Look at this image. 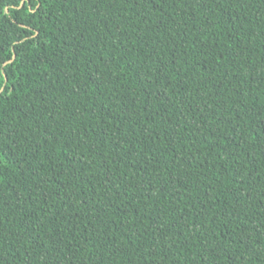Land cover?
<instances>
[{"label": "trees", "instance_id": "obj_1", "mask_svg": "<svg viewBox=\"0 0 264 264\" xmlns=\"http://www.w3.org/2000/svg\"><path fill=\"white\" fill-rule=\"evenodd\" d=\"M0 264H264V0H0Z\"/></svg>", "mask_w": 264, "mask_h": 264}]
</instances>
